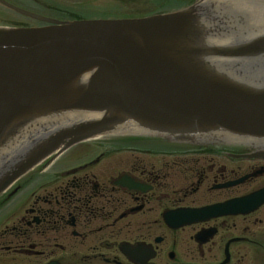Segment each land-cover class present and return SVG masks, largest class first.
<instances>
[{
	"label": "water",
	"instance_id": "95a60500",
	"mask_svg": "<svg viewBox=\"0 0 264 264\" xmlns=\"http://www.w3.org/2000/svg\"><path fill=\"white\" fill-rule=\"evenodd\" d=\"M225 1L246 16V32L264 28L262 3ZM3 4L49 25L0 28V193L55 151L123 128L178 142H264V83L240 74L243 61L264 56V36L228 41L200 3L143 19L73 22Z\"/></svg>",
	"mask_w": 264,
	"mask_h": 264
},
{
	"label": "flooded vegetation",
	"instance_id": "af4514ba",
	"mask_svg": "<svg viewBox=\"0 0 264 264\" xmlns=\"http://www.w3.org/2000/svg\"><path fill=\"white\" fill-rule=\"evenodd\" d=\"M123 140L82 145L0 194V264H264L258 147Z\"/></svg>",
	"mask_w": 264,
	"mask_h": 264
},
{
	"label": "rangeland",
	"instance_id": "374dc122",
	"mask_svg": "<svg viewBox=\"0 0 264 264\" xmlns=\"http://www.w3.org/2000/svg\"><path fill=\"white\" fill-rule=\"evenodd\" d=\"M17 3L21 4L18 5L20 7L26 8L30 11L36 10L32 6L31 0H15ZM46 2H53L57 5V9H75L79 3L82 6L78 7L79 11L84 12L83 14L85 17H90L92 13H101L103 11H107L112 14H119V15H128L130 14L129 11H133L134 13L143 12L153 10V8H164L166 10L174 9L176 6L182 4V1H175V0H89L90 3H87L85 0H44ZM79 1L78 3H75ZM156 1V2H155ZM171 1V2H169ZM45 2V3H46ZM87 3V4H84ZM30 4V6H28ZM49 5H51L49 3ZM36 6V5H35ZM145 8V9H143ZM50 12L48 9H46ZM51 13V12H50ZM118 16V15H116ZM15 19L16 17L13 16ZM18 22L25 21L22 18L18 17ZM30 22L29 24H35V22Z\"/></svg>",
	"mask_w": 264,
	"mask_h": 264
},
{
	"label": "bare ground",
	"instance_id": "6f19581e",
	"mask_svg": "<svg viewBox=\"0 0 264 264\" xmlns=\"http://www.w3.org/2000/svg\"><path fill=\"white\" fill-rule=\"evenodd\" d=\"M57 123V122H56ZM55 124V123H54ZM58 126L59 125H62V124H57ZM45 128H52V126H50V125H45ZM38 130H40L41 132L44 130H42V128H37ZM134 132H137V131H134ZM138 133H143V132H138Z\"/></svg>",
	"mask_w": 264,
	"mask_h": 264
}]
</instances>
